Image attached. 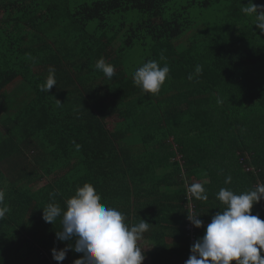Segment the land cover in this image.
<instances>
[{
    "label": "trees",
    "instance_id": "1",
    "mask_svg": "<svg viewBox=\"0 0 264 264\" xmlns=\"http://www.w3.org/2000/svg\"><path fill=\"white\" fill-rule=\"evenodd\" d=\"M248 3L0 0V190L10 208L0 220V264L80 258L70 250L53 259V248L75 242L56 239L60 217L51 224L42 216L49 203L66 209L85 183L129 225L150 224L154 264H185L196 242L187 229L186 185L199 183L192 178L212 177L202 183L208 199L194 198L204 223L194 227L196 240L224 209L221 188H255L244 163L264 183V33L241 11ZM101 58L115 68L111 79L95 68ZM147 60L170 67L157 94L133 83ZM53 69L56 85L41 91ZM176 167L179 179L170 175ZM171 181L180 197H161ZM256 206L251 214L264 220V199Z\"/></svg>",
    "mask_w": 264,
    "mask_h": 264
},
{
    "label": "clouds",
    "instance_id": "2",
    "mask_svg": "<svg viewBox=\"0 0 264 264\" xmlns=\"http://www.w3.org/2000/svg\"><path fill=\"white\" fill-rule=\"evenodd\" d=\"M241 11L254 17L253 23L264 33V4H255L249 0ZM163 59V57H161ZM95 68L111 79L115 74L112 64L101 58ZM201 72L200 66L196 73ZM170 73L167 63L163 66L155 60H147L133 72V83L145 94H157ZM191 75L189 79H191ZM56 85L54 69L40 86L41 91H49ZM222 103L221 100L217 101ZM57 103H60L57 100ZM79 147V146H77ZM181 162V160H179ZM246 173L254 174L257 179L255 188L235 194L232 190L221 188L216 199L224 205L223 211L212 216L206 225L202 238L191 246V255L185 264H264V220L252 215L254 204L264 199V183L259 179L252 162L242 165ZM231 176L224 183H231ZM192 201H206L208 196L202 183L186 185ZM52 196L55 193L50 194ZM5 193L0 190V220H3L10 208L4 204ZM60 217L61 230L56 232V239L64 242L74 240L73 244L57 250L53 248L52 256L57 262L66 259L72 250L82 254L73 264H142L145 253L139 246L144 233L149 230V223L141 219L139 223L129 225L127 217L119 210L101 203V196L94 186L85 183L77 187L75 194L66 201V209L56 203H49L43 209V220L53 224ZM199 215L187 213V219L196 228L204 223Z\"/></svg>",
    "mask_w": 264,
    "mask_h": 264
},
{
    "label": "crops",
    "instance_id": "3",
    "mask_svg": "<svg viewBox=\"0 0 264 264\" xmlns=\"http://www.w3.org/2000/svg\"><path fill=\"white\" fill-rule=\"evenodd\" d=\"M1 21H2V15L0 14V27L5 28L6 26L3 25ZM0 29H1V28H0ZM226 138L229 139L228 135L226 136ZM229 140H230V139H229ZM217 146H218V145H217ZM218 151H219V150H218ZM215 153H217V149H216V148L214 149V152H213L212 155H211V153H210V150H209V152H208V154H207V159H208V161H211V163L214 161V157H213V155H214ZM211 156H212V159H211ZM195 157H196V155H193L192 159H191V158H189V159L192 160V162H194L195 160H199V159H193V158H195ZM179 160H181V162H179ZM176 161H177V162L179 163V165H180L179 169H183V166H184L185 162L188 161V159H187V158L185 159V158L182 157V155H180V156L177 158ZM208 161H206V160L204 159V160H203V166H205V164L208 163ZM219 162H220V161H219ZM219 162H218V163H219ZM223 173H224V172H222V174H223ZM176 174H177V176H176ZM170 175H172L173 177H177V178L179 179V177H178V170H177V167H176L175 169L171 170ZM199 176H200V174L197 175L196 177L192 178V181H193V179H194L195 182L197 181V182H199V183H206V182L211 181V179H212L211 175H209L208 172H204L200 178H199ZM171 182H172V183L170 184L171 186H169V188L166 187V188L162 191L163 194H161V197H167V198H170V197H178V196L180 197V195H178V193H179V188H177V181H171ZM39 184H40V183H39ZM39 184L37 185V187H36L35 190H38V189H39V187H38ZM256 208H257V206H256V204H254L252 210H255ZM148 234H149V231H147L146 233H144V239H142V240L139 242V246L142 248V250H143L144 253H145V260L142 262V264H154V263L152 262L151 257L148 256V254H147V253H149L150 251L153 250V245H151L150 242H148L147 240H145V239H148Z\"/></svg>",
    "mask_w": 264,
    "mask_h": 264
},
{
    "label": "built area",
    "instance_id": "4",
    "mask_svg": "<svg viewBox=\"0 0 264 264\" xmlns=\"http://www.w3.org/2000/svg\"><path fill=\"white\" fill-rule=\"evenodd\" d=\"M188 202H189V207H190V213L191 214H194V206H193V201H192V195L191 193H188ZM187 229L189 230L188 232V236L190 237L191 239V242H195L196 241V238H195V235H194V226L193 224L188 220V225H187Z\"/></svg>",
    "mask_w": 264,
    "mask_h": 264
},
{
    "label": "rangeland",
    "instance_id": "5",
    "mask_svg": "<svg viewBox=\"0 0 264 264\" xmlns=\"http://www.w3.org/2000/svg\"><path fill=\"white\" fill-rule=\"evenodd\" d=\"M135 13V12H134ZM124 16H125V14H124ZM125 18V17H124ZM124 19L122 18L121 19V21H123ZM127 20V19H126ZM34 158V157H33ZM45 184H47V180H45V181H42L40 184H39V188H41L42 186H44Z\"/></svg>",
    "mask_w": 264,
    "mask_h": 264
}]
</instances>
